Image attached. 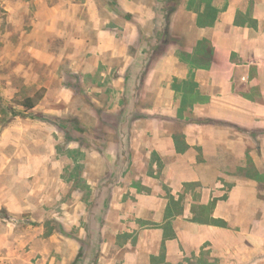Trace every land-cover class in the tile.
<instances>
[{
    "label": "crops",
    "instance_id": "obj_1",
    "mask_svg": "<svg viewBox=\"0 0 264 264\" xmlns=\"http://www.w3.org/2000/svg\"><path fill=\"white\" fill-rule=\"evenodd\" d=\"M34 2L26 50L57 79V102L74 116L83 94L106 115L109 103L90 94L110 80L119 94L114 114L122 111L131 70L149 64L146 52L136 57L131 48L154 43L161 53L131 91L128 151L110 147L102 133L81 135L100 144L82 146L84 167L75 168L81 137H71L69 163L87 181L70 182L77 190L66 218L47 219L53 226L47 233L42 226L37 241L0 233V264H264V0ZM65 73L83 86L64 84ZM40 86L46 100L51 87ZM42 105L34 110L52 115L58 136L63 107ZM117 120L104 116L99 125ZM92 160L104 165L95 178ZM31 165L12 175L4 164L0 176L27 184ZM14 192L0 183V223L8 221L3 210L30 206L22 195L18 206ZM38 200L47 212L46 199Z\"/></svg>",
    "mask_w": 264,
    "mask_h": 264
},
{
    "label": "rangeland",
    "instance_id": "obj_2",
    "mask_svg": "<svg viewBox=\"0 0 264 264\" xmlns=\"http://www.w3.org/2000/svg\"><path fill=\"white\" fill-rule=\"evenodd\" d=\"M34 1L35 0H0V91L5 93L4 95L8 100L21 99L35 95L38 91H42L43 98L38 104L43 102L42 106L46 104L50 108L52 106L56 108L63 107V116L61 119L65 121H72V119L77 121L80 120V123L86 124L91 130L92 127L94 129V126L97 125V133H101L102 128L103 131L107 129L108 133H110L112 130H110L109 127H102L99 124L101 123L100 119L104 116L111 120L112 118H117L116 114H114V109L116 108V100H119V94L116 91L114 92V86L111 80L108 81L106 85L100 87L99 90L97 89L96 92L93 91V93L90 94L91 97H96L102 102L109 103L110 110L107 111L106 115L102 114V110L97 109L98 106L95 108L94 105L91 104L90 98L83 94L75 100L77 107H80L76 110L79 116H74L75 113L66 112L64 105H60L57 102L56 90L59 86V83L57 84V79L48 75L49 70L45 66L35 63L29 51L26 50V46L32 41L33 24L36 22L38 6ZM56 48L59 49V47ZM30 70L37 74L30 76V74L27 73L30 72ZM19 72L26 75L25 78H21L22 76L20 77L18 75ZM66 73L63 80L64 84L71 82L72 79L69 74ZM79 79L80 78H77V80L73 82L80 84L82 87L84 80L80 79L79 82ZM40 84L51 87V91L46 100H44L46 90L40 89ZM87 102L90 104L88 105ZM38 111L42 112L41 110ZM38 111L33 110L25 117H12L8 112V114L6 113L4 115L3 120L5 123H3V120L0 121V168L8 163L4 173H12V175H15L25 164L30 163L35 171V175L27 181V184L17 183L14 176H9L10 174H5V176L2 174V176H0V183L6 182L13 185L15 189L14 193L18 197L16 202L18 206H22L24 203L20 198L21 195L26 197L25 203H29L30 205L25 212L21 214H14L7 210H3V215H5L8 221L0 223V233L2 234L4 231L13 230L15 231V238H18L16 236H19L20 233H29L28 237H34L35 241L38 240V236L37 238L35 236L43 231L42 226H44L45 233L51 230L54 222L49 220L58 218L62 221L66 218L65 210H69L66 201L71 198L74 195L73 192L77 190L72 188L73 185L70 182L79 180V185H83V183L87 181L86 179L89 175L84 172L82 174L83 178L78 176V171L74 169L73 160L71 159L69 163V157H72L68 152L70 144L68 141L69 138L67 139V135L64 134L62 129L58 136L52 134V129H56L50 121L52 120V115L51 117H48V115L44 117L45 115L43 112L40 113ZM41 115L42 118L44 117V120L39 118ZM0 117H2V114H0ZM41 120L43 122H41ZM70 126L72 138L81 137V140H85V144L82 143L83 145H81V147L75 146L78 148L73 150L77 158L76 163L80 162L76 164L75 168L80 166L82 169L84 164H82L83 155L79 151L80 148L84 145L100 144V141L97 139V136L84 139L82 138L83 136H81L84 135L83 128L82 130L78 128L74 129L72 125ZM91 132L93 134L95 133L93 130ZM130 135L131 132L129 133V137ZM109 144L110 147L114 149L119 146V150L124 149V151L127 150V146L129 145L127 137L123 144L116 143L113 139H111ZM58 145H60L61 148L59 156L57 154L58 151H56ZM75 147L72 146L70 149H74ZM53 160L58 161L59 168L55 165ZM88 165V168L92 170L90 174L92 178L98 175L99 167L101 169L104 168V165L99 163V160H92ZM46 169L48 172H50V170L52 171L46 175ZM85 169H87V167H85ZM72 170L74 174H72ZM69 173L72 174V176L74 175L75 178H71ZM35 184H37V188L34 187ZM57 186L60 187L58 191L56 190ZM30 191L32 193H30ZM41 197L45 198L47 201V212L43 211L44 209L39 203L38 199H41ZM52 198L54 199L51 200ZM25 237L27 236H24V238ZM39 239L41 238L39 237ZM68 250L69 248L67 246L63 247L64 253H67ZM36 257L34 256V261L39 258V255Z\"/></svg>",
    "mask_w": 264,
    "mask_h": 264
},
{
    "label": "trees",
    "instance_id": "obj_3",
    "mask_svg": "<svg viewBox=\"0 0 264 264\" xmlns=\"http://www.w3.org/2000/svg\"><path fill=\"white\" fill-rule=\"evenodd\" d=\"M162 19L164 20L165 24L166 23L168 24L169 21H168L167 17L162 16ZM144 43H146V42L144 41ZM141 51H144L147 53L146 59L149 60V62H148L149 64H143V62H145L143 59L142 65L140 67L135 68V70L134 69L131 70L130 76H129V81H127V85H126L127 86V92L125 93V97H124L123 110L122 111L118 110L116 112V116L118 117L117 122H114L113 125H108V126H105V123H103L106 128L109 127V129L112 130V131H110V133H108L107 129L104 131L102 129L103 132L101 131V133L104 136L105 142H109V141H111V139H113L116 143H122L123 144V142L126 140V137L128 140L129 133H130L131 129H130V127L127 128L123 125L125 123H128L130 125L132 120L136 117L133 115L136 111V109H135L136 103L134 102L133 92H131V91H133V88L138 87L139 81L143 79L144 74L147 72L150 64L161 53L160 46L158 44L156 45L154 43H146V44L140 43L136 47L131 48V54L135 55L136 57H143V55L139 54ZM75 80H77V78ZM72 81H73V79H71V82ZM71 82L66 83V85L70 84ZM79 82H80V79H79ZM79 88H81V87L79 86ZM42 98H43V92L38 91L35 95L27 96V97H24L21 99L19 98V99H15V100H13V99L8 100L5 98V96L0 91V114H2V117H0V121H2L4 119V115L6 113L8 114V112L10 113V115L12 117L28 116V114L37 107L39 101ZM73 120H75V119H72V121L71 120L65 121L62 119V121L65 122L66 125H60L61 129L63 130L64 134L67 135V139L69 138V140L72 136H71V128L68 126L67 123L73 122ZM3 123H5V121ZM77 128L81 129V130L83 128L84 135L86 133L90 134V132L92 130L97 132L96 126L94 127V129L92 127V130H91V129H89V127L86 124H83L82 122L81 123L79 122V124L76 125V127H74V129H77ZM121 138H123V140H121ZM84 142L85 141L80 140L81 145H83L82 143H84Z\"/></svg>",
    "mask_w": 264,
    "mask_h": 264
}]
</instances>
